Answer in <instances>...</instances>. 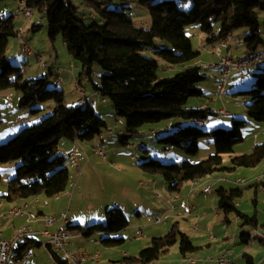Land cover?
Here are the masks:
<instances>
[{
  "label": "trees",
  "instance_id": "trees-1",
  "mask_svg": "<svg viewBox=\"0 0 264 264\" xmlns=\"http://www.w3.org/2000/svg\"><path fill=\"white\" fill-rule=\"evenodd\" d=\"M263 2L138 0L139 5L145 7L152 18L147 28L136 25L134 14L129 12L132 9L130 6H124L123 10L104 9L94 0H83V6L92 10V24L78 17L80 7L76 6L75 0H29L28 6L32 13L34 9L46 14L51 43L55 45L59 36H62L74 62L80 64L82 71L77 80L82 92L83 78L87 76L94 92L111 100L118 116L128 119V129L120 135L122 145H129L132 137L140 133L145 125L176 118L193 119L195 123L160 138L161 143L170 145L166 153L179 147L190 155H196L201 139L212 140L216 153L198 163L182 160L166 164L152 158L139 164L145 172L161 174L168 183L169 191L179 193L187 183L197 182L226 169L223 167L224 156L233 153L235 146L243 142V129L248 124L246 120L234 119L232 128L208 132L203 129L208 124L202 125L199 121L209 120L208 115L213 114L211 109L201 108L203 104L198 108L187 106L192 98L206 97L200 85L208 76L205 68L197 65L201 50L194 47L185 32L186 27L198 25V31L206 36L209 45L218 43L229 34L234 35L238 29H246L244 42L249 56L261 51L264 46L260 24ZM41 27L33 24L31 29L37 31ZM19 33L21 30L15 25L14 15L0 16V91L9 88L19 91L22 95L21 107L51 102L56 107L40 123L23 128L0 144L1 164L22 162L17 167L16 175L9 181L8 193L3 196L8 202L40 195L57 197L64 193L70 181V172L65 165L66 159L57 154L60 141H92L108 127L106 120L97 113L88 98L86 101L83 98L82 104L66 105L63 91L59 88L50 89L47 77L25 79L23 68L13 65L7 55L11 39L18 37ZM146 53H152L156 58ZM41 59L42 56L38 60ZM161 62L176 68V71L171 76L161 77L158 73ZM96 64L102 69L99 84L92 77ZM43 68L50 70L48 63ZM236 94L252 97L253 102L248 106L249 117L264 122V72L256 78L252 89L238 91ZM43 110V107H34L31 112L38 114ZM1 115L0 109V118ZM171 147L174 149L168 152ZM231 161L230 170L257 167L264 162V143L256 145L250 154L232 157ZM247 189H255L253 203L257 206L260 189L264 192V181L240 188L218 187L216 193L219 209L226 216L227 223L228 216L234 215L242 222V227H252V232L241 235L244 243L249 245L251 241L258 240L264 247V238L252 237L254 231L264 233V224L260 223L256 215L250 216L239 209L238 200L243 198ZM128 227L127 215L121 208H115L107 211L106 224L94 223L87 227L71 224L67 229L79 231L85 237L98 232L108 234L101 243L113 248L123 245L127 239L109 235L121 233ZM177 244L185 257L198 249L190 236L174 224L165 236L153 238L139 255L125 256L123 263L151 264L165 257ZM31 245L42 247L41 241L27 239L16 249L14 260L22 258L23 252ZM52 251L57 262L62 264L59 255ZM244 257L248 258V264H254L248 253Z\"/></svg>",
  "mask_w": 264,
  "mask_h": 264
},
{
  "label": "rangeland",
  "instance_id": "rangeland-1",
  "mask_svg": "<svg viewBox=\"0 0 264 264\" xmlns=\"http://www.w3.org/2000/svg\"><path fill=\"white\" fill-rule=\"evenodd\" d=\"M106 2L104 9L123 10L124 6H130L132 9L128 11L137 15L134 17L136 25L144 28L150 27L152 18L149 11L145 7H139L138 0H106ZM78 3L79 0H75L76 6H79ZM21 10L22 4L19 0H0V16H15L17 29L22 32L25 31V41L34 49L35 53L42 56V59L38 60L36 56L28 55L19 38L14 37L11 39L7 51L8 57L12 60L11 63L23 68L25 79L47 77L50 89L59 88L63 91L66 105L82 104L83 96L75 82V79L81 75V66L78 62L74 64V59L71 57L63 37L59 36L55 45H53L49 39L46 14L33 9V23L31 22L32 24L27 26L28 21L24 17L18 18L16 16ZM89 11L88 7H80L77 15L82 18L83 13H88L86 23L92 24L94 20L90 18ZM33 24L42 25V27L37 31H33L31 29ZM260 24L264 37V10L260 12ZM245 31L246 29H238L229 39L234 58L245 54ZM185 32L192 40L194 47L202 50L200 61H203L207 48L204 44H200L202 42H200L201 37L198 35V25H188ZM262 50H264V46ZM208 52L217 60L220 59L215 50H208ZM146 54L151 58H156L152 53ZM45 63L49 64L50 70L43 68ZM72 63L73 65H71ZM209 63L210 65L213 64ZM202 65L205 67L209 64L204 62ZM167 67L168 65L161 62L158 72L161 77H167ZM101 72L102 69L96 64L92 77L97 84L100 83ZM262 72H264V61L244 74L234 71L228 79L226 94L221 95L217 91L220 72L214 69H205L208 78L200 86L205 90L206 97L192 98L187 106L194 108H198L202 104L210 106L213 114L208 115L209 123L203 128L208 132L219 128L230 129L233 127L234 119L246 120L248 124L243 129L244 140L235 146L233 153L224 156L223 167L226 169L201 178L197 182L187 183L179 193H171L169 186H166L167 199L163 198L162 195L165 191L164 177L161 174H151L143 171L139 164L152 158L166 164L182 160L198 163L216 153L214 143L209 138L201 139L199 142L200 149L196 155H190L179 147H175L171 153H166V149L170 145L161 143L160 138L172 135L179 128L191 126L195 123L193 119L176 118L161 123L147 124L140 133L132 137L129 145H122L120 135L126 133L129 124L128 119L118 116L111 100L104 101V97L95 96L92 82L85 76L82 82L83 91L89 103L93 104V98H97L93 106L96 108L97 113L106 120L107 129L103 131L101 136H97L92 141L81 142L68 139L60 141L57 154L66 159L65 165L70 172V181L66 191L58 197L40 195L8 202L3 196L8 193L9 181L16 175L17 167L22 162L0 163V222L2 232L9 233L7 229H12L17 225L16 221L18 220L25 222L21 218L12 219V217L6 216L8 209H11L14 205L15 207H24L26 213L28 212L36 218L39 217L40 211L44 212V216L48 217L45 218L46 220L59 218L61 221L66 214L68 220L74 221L72 219H76V216L80 213L82 217L79 220L82 221L83 227L94 223L106 224L107 211L122 208L131 222V226L127 231L109 236L114 238L125 236L127 242L123 245L113 248L102 245L101 240L108 237V234L98 232L91 237L82 236L83 239L78 242L80 243L79 248L72 249L69 246L70 243L65 246V249L73 252L85 250L90 254L98 252L101 256L100 264H125L123 263L124 255H122L124 251H127V249L137 251L138 244L145 246L153 238L165 236L172 226L177 224L183 232L190 236L198 249L185 257L177 244L171 248L165 257L156 261V264H221L217 259L224 253H229L231 258L232 255L234 256V264H248V258L244 257L245 253L252 257L254 264H264L261 261L264 259V247H260L259 241L253 240L248 245L241 239L244 232L250 233L253 231L252 227L249 225L242 227V222L234 215L228 216L229 223H227L225 221L226 216L219 209V197L216 193V189L221 186L228 189L240 188L264 181V162L255 168L238 167L230 170L232 168V157L250 154L256 145L264 143V122L254 121L248 114V106L253 102V98L248 95L236 94L238 91L252 89L254 81ZM60 79L63 80V83L57 82ZM21 101V93L14 88L0 91V109L2 113L0 118V144L11 139L23 128L40 123L45 117L52 114L56 107L54 102L21 107ZM34 107H43L44 110L38 114H33L31 110ZM221 109L228 111L229 115L218 116L214 114ZM94 142L104 143V147L101 149L105 151L108 158L105 159L98 153H96L97 155L93 153L94 148L92 145L97 146ZM74 144L78 146L83 144L92 152L91 156L82 159L80 173L75 178L76 165L74 160L75 158L81 160V156L79 154H76L75 157L70 156V152L80 150L76 149ZM112 147H114V150H110ZM243 180L244 182L241 183ZM188 189L191 193L187 191ZM206 189H211V193H207ZM177 195L181 196L180 200L176 198ZM255 197V189H247L243 198L238 200L239 209L250 216L256 215L263 225L264 192L260 189L257 196L259 201L257 206L253 203ZM138 205L142 208V221L144 222L140 224V228H138L139 225L134 224L140 222L137 214H134V208ZM126 206L130 207L131 212H126ZM158 218L161 223L156 224L155 219ZM14 222H16L15 225ZM71 224L66 223L65 228ZM75 224H79V222ZM23 226L27 225L17 226L14 234ZM41 229L39 225H35V230L40 232L45 231L46 227L45 230ZM139 229L143 232L141 237L138 236ZM155 232H158V234L153 235ZM149 235L153 236L150 237ZM35 239L42 240V237L39 235ZM145 248H142V250ZM28 251V254L17 261L16 264H54L51 254L44 248L31 245ZM56 253L61 258V262H65L62 252ZM139 253L137 252L136 255H139Z\"/></svg>",
  "mask_w": 264,
  "mask_h": 264
},
{
  "label": "built area",
  "instance_id": "built-area-1",
  "mask_svg": "<svg viewBox=\"0 0 264 264\" xmlns=\"http://www.w3.org/2000/svg\"><path fill=\"white\" fill-rule=\"evenodd\" d=\"M28 1H20L22 4V10L18 12L20 18H29L30 21V14H32V10L28 6ZM21 45L26 51L28 55H34L31 52V46L25 41V39L21 40ZM214 50L216 55L220 58L218 62L213 63L212 65H206L205 69H214L220 72V78L217 81V91L219 94L224 95L226 94L227 87H228V79L231 77L234 71L244 74L248 72L251 68L257 65V62L264 60V50L257 51L255 54L242 56L238 58H234L231 54L224 55L223 49L230 48V45L225 42V37L222 38L218 43L214 44ZM40 59V58H38ZM47 67V63L44 64ZM62 83V80H59ZM76 84L78 85V80L75 79ZM80 93L82 94L84 101L87 100V97L82 92L81 88L78 86ZM216 115L218 116H226L229 115V112L221 109L217 110ZM209 120L199 121V123L208 124ZM171 151V148L168 152ZM100 155L103 158H107L105 152H100ZM244 182L241 181V183ZM211 189H209V193H211ZM23 214V211H13L8 212L6 216L13 218H18ZM56 222L55 218L45 220V226L50 227L53 226ZM156 223H161L160 219L156 220ZM138 234L140 236L143 235L141 229H139ZM41 236L42 241L41 245L47 252H49L54 260V264H59L57 260L54 258L53 251L55 252H62L65 262L68 264H79V261H86L87 259L92 258H100L99 254H87V255H77L75 252H71L65 249V246H68L72 240H76L82 237V234L79 231H68V229H61L56 233L49 232L48 230L45 231H36L31 226H23L19 228L16 233L10 238L7 239L4 237L3 232L1 230V222H0V264H16L14 260V254L16 253V249L18 246L25 242L27 239L34 238L36 236ZM262 233L256 231V239L262 238ZM233 258H228V253H224L220 255L217 261L221 264H234ZM264 261V259H262ZM194 262V261H192Z\"/></svg>",
  "mask_w": 264,
  "mask_h": 264
},
{
  "label": "crops",
  "instance_id": "crops-1",
  "mask_svg": "<svg viewBox=\"0 0 264 264\" xmlns=\"http://www.w3.org/2000/svg\"><path fill=\"white\" fill-rule=\"evenodd\" d=\"M96 3H98L99 5H101L102 7H104L105 6V4L107 3L106 2V0H94ZM77 2V1H76ZM79 6L81 7V8H86L87 6H83V0H79ZM139 7H140V5H139ZM89 8V7H88ZM90 9V8H89ZM92 10L90 9V18L91 19H93L92 18V12H91ZM1 16H3V15H1ZM135 16H137V15H134V17ZM83 18H85L86 20L88 19V13L86 14V13H83ZM150 22V21H149ZM25 23V22H24ZM147 24H150V23H147ZM28 29V28H27ZM198 35H200V37H201V39H200V42H202V43H200V44H204L205 45V48H207V51H206V55L204 54V56H205V59L203 60V61H200V59H199V64L200 65H202L204 62H207V64H210L209 62H211V63H216V62H218V60H217V58H215V57H213V56H211V54H210V52H208V50L209 51H213L214 50V45H209V44H207V42H206V40H207V38H206V36L203 34V33H201L200 31H198ZM245 35H246V33H245ZM245 35H244V37H245ZM245 47V46H244ZM263 48V47H262ZM198 50H201V49H198ZM202 51V50H201ZM261 51H263L262 49H261ZM213 54H214V52H213ZM223 54L224 55H228V54H231L232 56H233V49H232V47L230 46V48H224L223 49ZM244 56H247V53H246V49H245V54H244ZM242 57V56H241ZM15 58V57H14ZM74 64H75V62H74ZM71 65H73V63L71 64ZM50 69H51V67H50ZM167 72H166V74H167V77L168 76H171L175 71H176V68H172V67H168L167 69ZM217 71V70H216ZM77 79V78H76ZM62 80V79H61ZM58 83H60V81L58 80L57 81ZM62 83H63V80H62ZM94 95L95 96H101L100 94H98V93H95L94 92ZM8 98H10L11 99V97L10 96H8ZM97 98H93V104H95V100H96ZM106 99H104V101H105ZM89 101V100H88ZM201 108H207V109H211L210 108V106H208V105H206V104H203L202 105V107ZM212 110V109H211ZM22 121V120H21ZM97 146L96 147H94L95 145H92V147L94 148V152L93 153H98L99 155H100V152H105V151H103L101 148H103L104 147V143L103 142H94ZM75 146V148L76 149H80L79 151H72V152H70V156H73V157H75L76 156V154H79L80 156H81V160H79V159H77V158H75V160H74V163H75V165H76V170H75V174H74V178L76 177V175H79L78 173H80V163L82 162V159L84 160L85 159V157L86 156H91V154H92V152L89 150V148H87V146H85V145H83V144H80V146H78V145H76V144H74ZM103 145V146H102ZM89 146V145H88ZM81 147V148H80ZM71 148H72V145H71ZM97 148H100V149H97ZM114 150V147H112V148H110V150ZM99 150V151H98ZM97 155V154H96ZM101 156V155H100ZM107 156V155H106ZM108 158V157H107ZM85 163H86V160L84 161ZM119 162V161H118ZM165 187H164V192L162 193V195H163V198H166L167 199V187L166 186H168V183L165 181ZM189 193H191L190 192V189H188L187 190ZM193 194V193H192ZM171 195V194H170ZM58 197V196H57ZM181 196L180 195H177V199H181L180 198ZM4 198V197H3ZM13 208H22V207H15V205L10 209H8V210H12ZM126 209V212H131L130 210V207H128V206H126L125 207ZM174 208H176V207H174ZM23 209V214L21 215V216H19L18 218H21V219H24L25 220V222H22V220H18V221H16L17 222V225H15L16 224V222H14V227H12V229H7V231H9V233H3V235H4V237L5 238H7V239H10L11 237H12V235L14 234V232H15V230H16V228H17V226L19 227L20 225H30L34 230H35V225L36 226H40L42 229L41 230H45V218H48V217H46V216H44V212H41L40 211V215H39V217H33V215L32 214H30V213H26V210H25V208L23 207L22 208ZM122 209V208H121ZM142 208H141V206H136L135 208H134V214H137V216L139 217V219H140V222H137V223H134V224H137V225H139V227L138 228H140V224L141 223H144L142 220H143V217H142V215H143V211L141 210ZM40 210V209H39ZM123 210V209H122ZM71 215H72V213H71ZM70 215V216H71ZM81 217H82V215L80 214V213H78V215L76 216V219H72V220H74V221H71V220H68V216L65 214L63 217H62V222H63V224H64V226H63V224H62V222L60 221V219L59 218H55L56 219V222H55V224L53 225V226H50V227H46V230H48L49 232H52V233H56V231H58V230H60V229H67V228H65L66 227V223L67 224H75V223H77V222H79V225H81V226H83V224H82V221H80L81 220ZM17 218V219H18ZM80 219V220H79ZM159 219V218H158ZM18 222H20V224H18ZM150 222V221H149ZM155 222H156V219H155ZM58 224H60V225H58ZM134 224H132V225H134ZM156 224H159V223H156ZM44 225V226H43ZM58 225V226H57ZM131 226V222L129 221V227ZM134 226H136V225H134ZM129 227H128V229H129ZM147 229H148V227H147ZM125 231H127V230H125ZM129 231V230H128ZM124 232V231H123ZM156 234H158V232H155V233H153V235H156ZM6 235H7V237H6ZM153 235H149L150 237L151 236H153ZM138 236L139 237H141L139 234H138ZM37 237V236H36ZM36 237H34V238H36ZM123 237H125V236H123ZM126 238V237H125ZM147 238V237H146ZM81 239H83L82 237L81 238H79V239H76V240H72L70 243V245L69 246H71V248L72 249H74V248H79L80 246V243H78V242H80L81 241ZM127 239V238H126ZM37 240V239H36ZM39 241H42V240H39ZM75 241V242H74ZM127 242V241H126ZM148 244H149V242L148 243H146L145 244V246L144 245H141V244H138V246H137V251H132L131 249H127V251H124V253H122V255H124V257L125 256H137L136 254H137V252H141V250H142V248H145L146 246H148ZM144 246V247H143ZM31 247V246H30ZM29 247V248H30ZM260 247H262V245H260ZM29 248L27 249V251H25V252H23L24 253V255L22 254V258H18V261L19 260H21V259H23L27 254H28V250H29ZM77 250V249H76ZM78 251H85V250H78ZM78 251H76V252H78ZM73 252V251H72ZM94 254H99L98 252H95ZM100 255V254H99ZM230 257H231V255H230ZM234 256L232 255V258H233ZM15 262H17V261H15ZM101 263V256H100V259H99V263H95V262H88V263H85V264H100ZM163 263V262H162ZM62 264H67L66 262H63ZM151 264H156V262H153V263H151Z\"/></svg>",
  "mask_w": 264,
  "mask_h": 264
},
{
  "label": "bare ground",
  "instance_id": "bare-ground-1",
  "mask_svg": "<svg viewBox=\"0 0 264 264\" xmlns=\"http://www.w3.org/2000/svg\"><path fill=\"white\" fill-rule=\"evenodd\" d=\"M19 1H25V0H19ZM18 18H20V15L17 13V15H16ZM25 20H27L28 22L26 23L27 24V26L29 25V18H24ZM32 19H33V13L32 14H30V21L32 22ZM24 32L25 31H21V33H19V35H18V38H19V40H20V43H21V40L22 39H24ZM217 34H218V32H217ZM230 37H231V35L229 34L228 36H226L225 37V42L227 43V44H229V39H230ZM31 52L34 54V55H36V57L37 58H41V56L38 54V53H35V51H34V49L31 47ZM30 56H32V55H30ZM264 60H262V61H259V62H257V65H259L260 63H262ZM197 65L199 66V63H197ZM200 124H202V125H206L205 123H200ZM174 149V147H171V150H173ZM206 192L207 193H209V189H206ZM13 211H23V209L22 208H13L12 210H9L8 212H13ZM7 212V213H8ZM68 231H72V230H68ZM262 238H264V233H262ZM252 237L254 238V239H256V231H254L253 232V234H252ZM75 253H77V255H87V254H89L87 251H78V252H75ZM228 258H231L230 257V254L228 253ZM99 259L100 258H92V259H87V262L86 261H79V264H85V263H88V262H95V263H99ZM191 261H193V260H191ZM261 261H263V260H261ZM264 262V261H263Z\"/></svg>",
  "mask_w": 264,
  "mask_h": 264
}]
</instances>
